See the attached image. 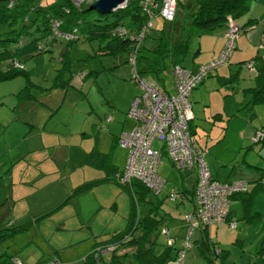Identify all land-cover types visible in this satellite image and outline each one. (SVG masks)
<instances>
[{"label": "rangeland", "instance_id": "374dc122", "mask_svg": "<svg viewBox=\"0 0 264 264\" xmlns=\"http://www.w3.org/2000/svg\"><path fill=\"white\" fill-rule=\"evenodd\" d=\"M73 1L81 4L92 0ZM253 1L259 4V0ZM182 3L177 6L174 18L184 19L190 28L189 1L182 0ZM152 11L148 15L150 23L147 21L148 36L134 60L129 59L128 50L100 51V45L106 40L101 41L97 36L89 38L88 24L83 22L77 39L68 41L55 32L40 39V52L23 62L25 74L0 80V174L3 175L0 201H4L0 213L2 219H10L15 225L26 223L14 236L0 241V250L6 246L9 251H16L26 264H35L41 257H55L67 264L80 260L95 240L126 226L132 192L115 181L100 182L60 203L82 181L105 174L103 169L84 160L86 151L93 147L109 151L116 167L125 165L128 148L116 139L140 123L129 113L132 101L142 93L139 79L159 86L166 84L169 90H175L171 67L166 64L157 69L163 59L152 51L158 28L164 27L169 33L171 21L159 14L157 5ZM85 14L91 19L98 16V11L91 9ZM123 21L126 28L138 25V21L128 17ZM256 24L255 28L248 27L246 33L252 40L258 39L262 46L259 31L264 26L263 15ZM199 40L200 33L194 29L189 36L188 52L181 62L187 70L220 55L221 49L215 57L198 63L199 58L210 53L208 50L195 52ZM225 42L226 38L223 46ZM235 48L236 45L193 89H199L206 78L211 79L203 92L204 103L192 102L195 118L191 122L197 141L205 149L209 171L223 181L246 180L251 184L261 176L264 167V147L260 141L253 142V133L264 127V101L248 106L250 93L243 89L256 83V68L261 64L256 67L254 62L261 58L255 50L253 58L232 61L230 56ZM219 67L227 69V76L234 73L233 78L223 83L217 81L214 75ZM28 81L38 100L20 102L16 94ZM143 104L141 99L139 107ZM238 105L242 107L235 112ZM222 108L224 117L212 116ZM29 120L35 123L30 133ZM153 145H160V141L155 140ZM15 155L21 156L17 164ZM158 173L165 183L159 195L151 198H162L172 189L187 190L185 196L177 193L176 198H164L160 206L170 215L171 234L181 232L175 246L185 249L184 264H212L195 240L201 234L199 229L193 230L190 245H184L188 228L184 217L193 208L189 197L194 184L193 171L187 167L179 169L164 155ZM146 207L144 201H139V213L143 214ZM230 208L236 225L224 221L211 228L213 238L217 239L215 249L222 248L216 264H264V190L253 196L250 210L253 217L245 216L239 199H233ZM167 242L168 238L159 233L154 251L162 250ZM103 256L107 258L109 251ZM166 264L180 262L170 258Z\"/></svg>", "mask_w": 264, "mask_h": 264}, {"label": "trees", "instance_id": "16d2710c", "mask_svg": "<svg viewBox=\"0 0 264 264\" xmlns=\"http://www.w3.org/2000/svg\"><path fill=\"white\" fill-rule=\"evenodd\" d=\"M188 1L189 6L187 11L189 14L190 28L186 27L184 19H178L176 16L170 20L171 24L169 33L165 31L164 27L158 28L157 30L155 35L156 42L152 51L163 59V63H159L157 69L165 67L166 64H168L171 69L177 65L183 67L181 62L186 52H188L189 36L194 29L198 30L200 33V31H211L217 27H225L226 38L229 20L233 19L238 25L237 37L241 29H246L256 20L255 17H247L244 21L241 20L245 17L246 13L249 12L250 0ZM155 2L159 1L155 0ZM89 3L90 2L86 1L81 4H75L73 0H0V80L13 77L18 73L25 74L23 62L28 57L40 52L42 49V45L39 42L40 39L46 38L54 32L64 35L68 41L77 39L79 36L77 33L78 28L83 22H87L88 24L87 27H89V30L87 36L89 38L97 36L101 41L106 40L104 44L100 45V51L117 53L121 50H128L130 60L132 55L135 54L134 56L136 57L141 51L143 40L148 36L146 30L147 21L150 20H148V15L152 14L154 7H150V11L148 12L142 7L141 0H126L124 5L116 7L111 11L101 12L96 9L98 11V16L88 19L85 12L92 9L90 8ZM182 4L181 0H177V6ZM157 7L159 11V4H157ZM124 17L138 21V25L126 28L123 21ZM57 19L58 22H55ZM117 27L124 28L125 33L120 34L116 29ZM141 31L144 32L143 35L140 34L142 33ZM70 33L72 36H68ZM236 37L234 39L235 41ZM198 50L199 49L197 48L195 52H198ZM209 62L210 61H207L202 65L208 64ZM214 67L206 69L204 73L201 74L199 80L190 89L188 97L191 105L192 101L190 95L192 89L202 82L203 78L208 76ZM199 68L200 66L197 67L196 71H190L192 73H198L200 72ZM60 71L61 69L58 74H60ZM135 71L133 78L136 80L137 70ZM233 76L234 73H230L228 76H218V79L219 82L223 83L231 80ZM255 82L254 85L243 89L250 93L247 103L248 106L264 101V63L256 68ZM29 83H31V81H28L17 92L16 95L19 99L18 101L25 102L38 100L39 96L34 94ZM160 87L166 90L164 87ZM166 91L170 93L174 92L171 90ZM39 101L41 102V100ZM242 101L243 99L239 100V103ZM241 107L242 106L238 105L235 112H238ZM219 114L220 113L217 112L212 116L214 117ZM219 116L221 117V114ZM192 119L193 116L189 120V131L191 135H193L197 145L202 150V155L205 159V149L203 145L199 144V141H197L195 137L194 133L196 130L191 122ZM119 137L120 136L118 135L116 139L118 142ZM253 139V142L260 141L264 147V127L258 128L253 133ZM161 143L162 142L160 141V145ZM160 145L155 147H160ZM164 152L165 151H163V153ZM83 158L86 162L95 167L103 169L105 174L84 180L76 185L73 188V194L66 196L65 199L61 201L60 205L67 202L74 194L82 190H87L106 180L115 181L122 186L129 188L132 192L133 200L130 213L127 217V223L124 228L114 230L101 240H95L92 243L91 249L80 260L71 261L67 264H166L170 258H176L179 260L180 264H184L185 249L175 246L177 235H172L167 225L170 220V215L160 207L164 198H171L169 195L170 191L162 198H151L152 195H159L161 190L156 192L136 178L124 179L123 173L125 165L121 168L116 167L110 160L109 151H100L93 147L85 152ZM170 162L175 165L172 161ZM177 167L180 169L179 166ZM187 168L194 173L193 189L190 191L189 195L190 199L193 201V208L191 209L193 210L195 206L194 188L197 176L193 168ZM9 171L10 169L7 170V172ZM2 176L3 175L0 174V195ZM211 176L218 179L215 174L211 173ZM263 176L264 167H262L261 176L252 180L251 184L249 181L243 180L246 188L234 191L230 195V205L233 199H239L244 206L246 217H253L254 215L250 211L253 204V196L256 192L264 190V181H262ZM175 191L176 195L172 198H176L177 193H181L183 196L187 194L185 188L181 191L177 188ZM139 201H144L145 204H147L143 214L139 213ZM3 202L0 201V208L4 204ZM9 220L6 221L2 219L0 213V241L14 236L17 231H20L26 226V223H17L15 225ZM185 220L186 218L184 217V221ZM231 220L234 219L232 217V210L229 207L226 221L229 222ZM186 224L188 227V223ZM164 228L168 230V235L173 237V242H167L162 250L156 252L154 251L153 245L157 241L158 234H164L162 232V229ZM211 228L193 227L190 231L189 238L191 239L194 229H199L201 234L196 237L195 240L199 244V248L202 252L212 261V264H216V257L219 254V250L221 251L222 248L215 249L217 239L213 238ZM164 235L167 237L166 234ZM4 247L5 248L0 250V264H9L11 262V257L17 255V253L16 251H9L6 246ZM182 250H184V256L181 261L179 256ZM105 251H109V256L107 258L103 256ZM47 259L48 257H41L35 264H40ZM62 264L64 263L62 262Z\"/></svg>", "mask_w": 264, "mask_h": 264}, {"label": "built area", "instance_id": "2783aa9c", "mask_svg": "<svg viewBox=\"0 0 264 264\" xmlns=\"http://www.w3.org/2000/svg\"><path fill=\"white\" fill-rule=\"evenodd\" d=\"M141 0L142 7L150 11V7L159 4V13L168 20L174 18L177 9V0ZM150 23V22H149ZM120 34L125 29L117 27ZM143 35V31H141ZM238 25L233 19L229 20L226 31V42L221 48L220 55L208 64L201 65L198 73H192L181 65L175 66L172 71L175 80V90L170 93L162 89L155 82L149 83L139 79L142 93L135 97L130 108V115L137 118L140 123L131 131L122 133L119 143L128 148V157L124 166V179L136 178L149 188L158 192L162 189L165 179L158 173V163L164 155L175 165L193 168L196 173L194 188V209L185 214L188 223V234L184 241L185 246L190 245V231L193 227L208 228L226 221L230 207V195L237 190L245 189L243 180L223 181L211 176L202 155V150L189 131V120L193 116L192 105L188 97L190 89L199 80L208 68L221 63L229 55L235 45ZM72 36V34H68ZM135 55V54H134ZM131 56L134 60L135 56ZM144 101L139 107V101ZM155 140L161 141L160 147L153 145ZM163 151H165L163 153ZM170 197H175L176 191H170ZM235 225V221H229ZM162 232L167 235L168 242H173V237L168 235L166 228ZM184 250L180 253L183 260ZM9 264H26L14 255ZM40 264H62L51 257Z\"/></svg>", "mask_w": 264, "mask_h": 264}, {"label": "crops", "instance_id": "0c3cea01", "mask_svg": "<svg viewBox=\"0 0 264 264\" xmlns=\"http://www.w3.org/2000/svg\"><path fill=\"white\" fill-rule=\"evenodd\" d=\"M181 2H182V0H181ZM260 5H261V10L259 9ZM179 6H181V5H179ZM261 15H263V17H264V2L260 3V0H259V4H257L255 1L250 0L249 12L246 13L245 17H243L241 20L244 21L247 17L248 18L249 17H255L256 18L255 22H252L251 25L249 26L252 29V28H255L257 26L256 21L258 23L261 21ZM246 29L240 30V33L238 34V36L236 38V48L232 52V54L230 56V60L241 61V60L246 59V58H253V56L255 55L254 51L256 50L258 53L257 55H260V58H261V60H259V61L255 60V62H254V63H256V67H257L259 64L264 63V57H263L264 51H260V49H264V26L259 31V38L261 39L260 43H262V46H260L258 39L252 40V38H250L249 33H246ZM224 41H225V27H217L216 29L211 30V31H200V40H199V45H198V49H199L198 52H200V51L204 52V51L208 50L210 53L208 55H205V56H202L201 58H199L198 63L215 57V55L218 53V51L223 46ZM247 51H249V53H247ZM197 67H198V65L196 63L191 68H192V70H196ZM226 72H227V69H224V68L221 69V67L217 68L215 75H214L216 80L217 81L219 80L218 76H226V74H225ZM206 79H205V82L203 83V85H201L199 89H196V90L192 89V91H191V95H190L191 101L194 102V104L198 103V101H199V103L200 102L204 103L203 92H204V90H206L207 83L211 80L210 78L208 80H206ZM162 87H164L166 90H169V88L166 86V84H163ZM242 99H244V98H242ZM195 110L198 111L199 110L198 107L195 106ZM217 112H219L221 114V117L225 116V112H224L223 108L218 110ZM217 112H214V113H217ZM194 118H195V112L193 111V119ZM27 124L29 127L28 133H30L33 130L34 125H35L34 120H29L27 122ZM26 136H27V134H26ZM16 157H17L16 155L13 156L14 159H17L15 161V164L18 163L17 161H19L21 156H18L17 158ZM232 217H233V212H232ZM167 225H168V223H167ZM180 233H181L180 230H178L174 233V235L179 236Z\"/></svg>", "mask_w": 264, "mask_h": 264}, {"label": "water", "instance_id": "95a60500", "mask_svg": "<svg viewBox=\"0 0 264 264\" xmlns=\"http://www.w3.org/2000/svg\"><path fill=\"white\" fill-rule=\"evenodd\" d=\"M126 0H92L89 3L90 8L101 12H107L122 6Z\"/></svg>", "mask_w": 264, "mask_h": 264}]
</instances>
